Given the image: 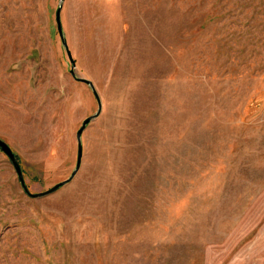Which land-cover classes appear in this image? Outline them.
<instances>
[{"label": "rangeland", "instance_id": "rangeland-1", "mask_svg": "<svg viewBox=\"0 0 264 264\" xmlns=\"http://www.w3.org/2000/svg\"><path fill=\"white\" fill-rule=\"evenodd\" d=\"M59 0H0V139L27 191L97 110ZM99 101L78 170L23 192L0 151V264H264V0H63Z\"/></svg>", "mask_w": 264, "mask_h": 264}, {"label": "water", "instance_id": "water-1", "mask_svg": "<svg viewBox=\"0 0 264 264\" xmlns=\"http://www.w3.org/2000/svg\"><path fill=\"white\" fill-rule=\"evenodd\" d=\"M63 0H59V4L55 10L54 13V21H55V25H56V30H57V34L58 37L60 39V43L61 45L64 47V50L66 52V56L68 58L69 64H70V68H69V74L72 76V78H74L76 81H80L83 82L85 84H87L94 96V98L96 99V104H97V110L96 112L92 115V116H87L85 118L82 119L80 126L77 128V130L75 131V141H76V155H75V163H74V168L73 170L70 172V175L65 179L62 180L60 182H57L56 184H54L53 186H51L49 189L45 190L44 192L41 193H36V194H31L27 191L22 176H21V171L19 168V165L14 157L13 152L10 150V148L8 147V145L2 141L0 139V151L6 156V158L8 159V161L10 162L13 171L16 175L17 181L20 185V187L22 188L23 192H25L26 194H28L29 196H33V197H38V196H42V195H46L49 194L50 192L56 190L58 187H60L61 185H63L64 183H66L74 174L75 172L78 170L79 168V164H80V158H81V142H80V136H81V132L84 129L85 125L90 121L91 118H93L94 116H96L99 112V108H100V104L97 98V95L90 83L89 80H86L84 78H80L78 76L75 75L73 68H74V62L70 56V53L68 52V50L66 49V45L64 42V38H63V34H62V30H61V24H60V19H59V11H60V7H61V3Z\"/></svg>", "mask_w": 264, "mask_h": 264}]
</instances>
